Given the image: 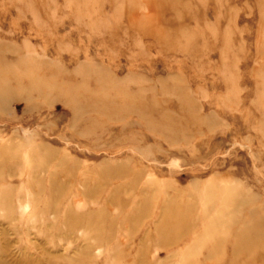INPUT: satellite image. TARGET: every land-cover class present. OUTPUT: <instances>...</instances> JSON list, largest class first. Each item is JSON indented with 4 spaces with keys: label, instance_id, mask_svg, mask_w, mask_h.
<instances>
[{
    "label": "rangeland",
    "instance_id": "obj_1",
    "mask_svg": "<svg viewBox=\"0 0 264 264\" xmlns=\"http://www.w3.org/2000/svg\"><path fill=\"white\" fill-rule=\"evenodd\" d=\"M2 264H264V0H0Z\"/></svg>",
    "mask_w": 264,
    "mask_h": 264
},
{
    "label": "bare ground",
    "instance_id": "obj_2",
    "mask_svg": "<svg viewBox=\"0 0 264 264\" xmlns=\"http://www.w3.org/2000/svg\"><path fill=\"white\" fill-rule=\"evenodd\" d=\"M0 264H2V263L0 262Z\"/></svg>",
    "mask_w": 264,
    "mask_h": 264
}]
</instances>
